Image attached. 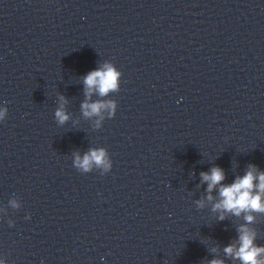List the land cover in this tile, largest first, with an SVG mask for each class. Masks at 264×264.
Masks as SVG:
<instances>
[{
  "label": "clouds",
  "instance_id": "9594fccd",
  "mask_svg": "<svg viewBox=\"0 0 264 264\" xmlns=\"http://www.w3.org/2000/svg\"><path fill=\"white\" fill-rule=\"evenodd\" d=\"M121 75L112 63L105 62L102 67L88 72L83 77L86 99L81 104V110L85 117L101 116L103 110H109L110 116L115 113V102L98 100L90 103L89 100L94 92L104 97L110 92L119 91ZM60 100L61 106L56 109L55 118L62 125L69 120V115L63 107L65 98L61 96ZM6 112L7 108L0 110V121L4 120ZM93 165L103 167L105 171L112 168L104 148L90 149L83 157L78 152L74 153V166L78 170L87 173ZM200 175L202 183H207L209 201L213 199L212 191L219 185V201L214 204V211L228 212L237 217L244 214L245 223L237 229L238 240L224 248L225 255L240 261V264H264V246L256 244L257 232L248 227L255 221L252 213L264 214V172H258L255 165H249L246 173L242 177H236L231 184H222L225 173L219 167L211 168L210 172H201ZM10 203L13 207H19L14 200ZM197 204L203 207V201H197ZM219 219L224 220L225 216L221 214ZM0 264L3 262L0 261ZM209 264H224V261L213 259Z\"/></svg>",
  "mask_w": 264,
  "mask_h": 264
}]
</instances>
